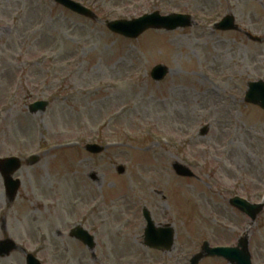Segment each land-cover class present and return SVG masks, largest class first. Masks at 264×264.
Segmentation results:
<instances>
[{
    "label": "rangeland",
    "instance_id": "1",
    "mask_svg": "<svg viewBox=\"0 0 264 264\" xmlns=\"http://www.w3.org/2000/svg\"><path fill=\"white\" fill-rule=\"evenodd\" d=\"M74 1L98 20L52 0H0V158L22 160L13 201L0 176V240L42 264H188L203 241L234 247L246 231L264 264V204L252 221L229 203L264 196V110L243 101L248 82L264 81V0ZM154 11L194 20L136 39L104 24ZM226 14L262 40L215 30ZM158 64L167 75L156 82ZM36 100L44 112L28 111ZM143 207L174 229L169 251L143 244ZM76 225L95 235L97 260L69 236ZM24 259L15 250L0 264Z\"/></svg>",
    "mask_w": 264,
    "mask_h": 264
},
{
    "label": "water",
    "instance_id": "2",
    "mask_svg": "<svg viewBox=\"0 0 264 264\" xmlns=\"http://www.w3.org/2000/svg\"><path fill=\"white\" fill-rule=\"evenodd\" d=\"M58 3L64 5L65 7L77 12L78 14H82L84 16H92L89 10L80 7L79 5L69 1V0H55ZM191 23L186 16H182L180 14H170L168 16H161L159 12H153L151 14L143 15L138 19H133L130 21L125 20H117L112 22H106L107 27L116 33H119L125 37L136 38L143 31L149 28L155 29H166V30H174L178 27H187ZM215 28H219L222 30H232L238 29L236 25H234V18L232 15H227L216 25ZM257 40H259L257 38ZM166 72V69L158 66L153 69L152 77L155 80L161 79ZM248 92L245 96V101L251 102L253 104L259 105L264 109V82H250L248 84ZM46 102H38L29 107V111L35 113L37 111H42L45 109ZM205 131V130H204ZM204 133V132H203ZM96 151V148H90ZM19 162L15 158H8L5 160H0V173L4 179V184L7 190V194L10 199H13L16 196V192L19 187L18 180H12V174L15 170L19 168ZM175 171L182 176H191L190 171L181 166L175 165ZM124 170L122 167L118 168V172L122 173ZM233 207L238 208L240 211L245 212L252 219L256 217L257 213L261 209V206L251 205L248 202L232 199L230 201ZM144 217L147 221V226L144 232V244L148 247L168 250L173 241L174 233L173 229L170 227L166 228H156L152 219L149 216V213L146 209L143 210ZM74 236L79 238L81 241L86 242L92 247V244L88 240H92L91 236H88L86 231L77 230L74 233ZM244 236V238H240L238 241L237 247L231 248H208V246L204 245L202 251L199 254H196L192 257L190 264H198V261L203 259L205 256H219L223 257V259L227 260L229 264H251L250 254L248 251V240ZM12 249H16V246L12 240H5L0 242V255L7 256ZM27 264H39V262L32 257L31 255L27 256Z\"/></svg>",
    "mask_w": 264,
    "mask_h": 264
},
{
    "label": "flooded vegetation",
    "instance_id": "3",
    "mask_svg": "<svg viewBox=\"0 0 264 264\" xmlns=\"http://www.w3.org/2000/svg\"><path fill=\"white\" fill-rule=\"evenodd\" d=\"M91 259H92V260H97L98 257L96 256V254H95V255H91Z\"/></svg>",
    "mask_w": 264,
    "mask_h": 264
}]
</instances>
